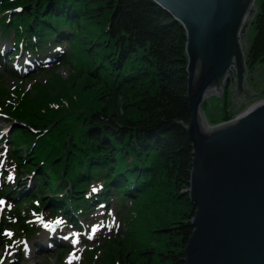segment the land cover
I'll use <instances>...</instances> for the list:
<instances>
[{
  "label": "trees",
  "instance_id": "obj_1",
  "mask_svg": "<svg viewBox=\"0 0 264 264\" xmlns=\"http://www.w3.org/2000/svg\"><path fill=\"white\" fill-rule=\"evenodd\" d=\"M253 25L247 60L264 65V0ZM2 36L14 37L15 57L23 49L42 58L53 41L81 61L82 80L55 74L6 101L15 109L1 107L15 113L10 159L39 181L38 210L48 206L76 225L97 177L104 185L94 198H133L124 228L96 248L102 264H184L194 208L184 191L192 151L181 123L192 111L181 25L152 0H0ZM7 176L0 193L14 201L20 193ZM33 230L32 222L22 233Z\"/></svg>",
  "mask_w": 264,
  "mask_h": 264
},
{
  "label": "water",
  "instance_id": "obj_2",
  "mask_svg": "<svg viewBox=\"0 0 264 264\" xmlns=\"http://www.w3.org/2000/svg\"><path fill=\"white\" fill-rule=\"evenodd\" d=\"M152 1L181 25L188 63L192 120L181 124L191 140L185 193L194 215L183 263L264 264V99L249 106L264 83L251 81L247 60L262 0ZM228 82L235 113L249 108L212 125L202 106L223 98Z\"/></svg>",
  "mask_w": 264,
  "mask_h": 264
},
{
  "label": "rangeland",
  "instance_id": "obj_3",
  "mask_svg": "<svg viewBox=\"0 0 264 264\" xmlns=\"http://www.w3.org/2000/svg\"><path fill=\"white\" fill-rule=\"evenodd\" d=\"M254 36L255 29L252 28L251 41ZM13 38L10 36L8 38L7 46L10 50L5 54L0 53L3 56L0 60V91L2 90L0 92V104H2L0 105V187L4 184L3 178L8 175L6 181H12L15 184L13 188H17L20 197L12 201L10 197L7 199L5 195L0 193V200L4 201L3 204H0V264H95V262L102 264L100 259L104 256L103 252L98 251L96 248L104 245L124 228L123 215L127 211L126 206H131L133 198L126 201L122 198L118 199L115 194H112L102 201L92 202L87 208L78 211L75 216L77 219L76 225L70 223L64 216L62 218L61 214L53 213V208H51L52 211H49L50 209L46 205L45 209L38 210V205L41 202L33 203V200L42 195L41 192H37L40 188L39 181L34 179L33 172L24 173L10 159L11 151L14 150L10 129L15 122L11 120L9 115L15 113L12 111L13 114L8 115L6 109H2L3 112L1 111V107L15 109V107L7 105L6 101L11 100L13 102L20 96H24L26 91L30 93L31 90L29 89L33 86L37 87V83L47 84L55 74H60L63 78H68L70 74H74L81 79L83 71H80V57H78L77 52L71 55V49H68L69 46L65 45L63 48L59 44L53 46L52 41L50 45H47L48 48L43 53L42 58L35 56L32 51L28 53L23 49H19L20 52H23L22 57L17 55L15 58L14 51L17 48H15V44L13 47ZM54 39H57V37H54ZM63 41L68 40L62 39L61 42ZM3 42H5V39H2ZM2 47L4 46L1 45ZM53 69L54 72L45 73V70L50 71ZM258 70L262 71L264 75L263 64L258 63ZM32 72H34L33 75L23 80L14 75L17 73L22 77H26ZM81 80L78 79L77 83H80ZM71 85L70 83L69 86ZM226 92L224 93L226 94ZM35 94H38V92H35ZM223 98H219L217 95L211 96L202 106L206 118L212 125L226 122L224 118L227 114L230 117L228 120L235 118L240 112L261 100L254 101L235 113L234 108L229 103V96L226 102ZM19 101L21 100L17 102ZM50 105L55 104L50 101ZM9 176L13 178L9 179ZM88 185L89 190L84 195L90 200L95 194L98 193L99 195L102 192L104 182L96 177ZM94 188L96 191H93ZM33 191L37 193L32 194ZM63 193L65 194V192ZM64 194H57V197H59L57 199H62L60 196ZM60 205H65L63 199ZM57 210L62 209L60 207ZM57 221H60V223H57ZM32 222L34 230L31 232L32 238H30V236L28 237V235L22 233V228L24 225L32 224ZM44 228L52 229L60 240L48 239L37 249H32L31 243L40 237L39 235ZM93 228L96 229L95 232H93ZM7 233H11V235L9 236ZM73 241L77 242L73 243ZM8 248L11 249L7 251Z\"/></svg>",
  "mask_w": 264,
  "mask_h": 264
},
{
  "label": "bare ground",
  "instance_id": "obj_4",
  "mask_svg": "<svg viewBox=\"0 0 264 264\" xmlns=\"http://www.w3.org/2000/svg\"><path fill=\"white\" fill-rule=\"evenodd\" d=\"M2 39H5V42H3L2 43ZM2 39H0V53L2 52L3 54H5V52H8L10 49H9V47L7 46L8 44V38H6V36L5 37H2ZM1 45L2 46H4V47H2L1 48ZM2 49V50H1ZM4 51V52H3ZM187 57V56H186ZM1 58H3V56L0 54V60H1ZM48 85V84H47ZM14 126V125H13ZM6 130V129H5ZM9 133V132H8ZM27 188H29V187H27ZM30 189V188H29ZM26 190V189H25ZM24 190V191H25ZM66 192H67V190H66ZM26 193H27V190H26ZM89 200V199H88ZM98 200H100L99 198H94V197H92L89 201H90V204L92 203V202H97ZM59 201V200H58ZM102 201V200H101ZM93 209V208H92ZM55 233H54V231L52 230V229H46V228H44V230H42V232L40 233V237L37 239H35V240H33V242L31 243V247H32V249H37L38 247H40V245H42V243H44V241L45 240H54V241H59L60 240V238H58L57 236H56V234L54 235Z\"/></svg>",
  "mask_w": 264,
  "mask_h": 264
},
{
  "label": "flooded vegetation",
  "instance_id": "obj_5",
  "mask_svg": "<svg viewBox=\"0 0 264 264\" xmlns=\"http://www.w3.org/2000/svg\"><path fill=\"white\" fill-rule=\"evenodd\" d=\"M251 45L249 47V54H250V51H251ZM258 65V64H257ZM257 65L255 63V60L253 61V63L249 64V70L252 72V74L254 73L255 75H253L251 77V81L255 83L256 86H258V84L261 82H263L264 80V75L262 74V71L260 73V71H257ZM264 83V82H263ZM230 85H231V82H228V85L226 87V89L228 90L230 88ZM230 95V94H229ZM264 96V95H263ZM263 96H260L259 100L262 99L261 97ZM264 98V97H263ZM244 107H247V106H244Z\"/></svg>",
  "mask_w": 264,
  "mask_h": 264
},
{
  "label": "snow or ice",
  "instance_id": "obj_6",
  "mask_svg": "<svg viewBox=\"0 0 264 264\" xmlns=\"http://www.w3.org/2000/svg\"><path fill=\"white\" fill-rule=\"evenodd\" d=\"M13 177L12 176H9V179H12ZM93 191H96V189L94 188ZM4 201L3 200H0V204H3ZM57 223H60V221H57ZM47 227V225H45ZM96 229L93 228V232H95ZM9 236L11 235V233H7ZM65 239H67V237H65ZM77 241H73V243H76Z\"/></svg>",
  "mask_w": 264,
  "mask_h": 264
}]
</instances>
